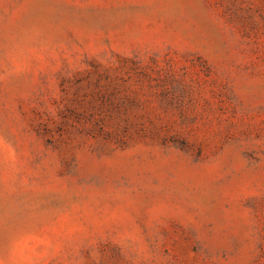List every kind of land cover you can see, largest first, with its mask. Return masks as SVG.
I'll return each instance as SVG.
<instances>
[{
    "label": "rangeland",
    "instance_id": "rangeland-1",
    "mask_svg": "<svg viewBox=\"0 0 264 264\" xmlns=\"http://www.w3.org/2000/svg\"><path fill=\"white\" fill-rule=\"evenodd\" d=\"M0 264H264V0H0Z\"/></svg>",
    "mask_w": 264,
    "mask_h": 264
}]
</instances>
